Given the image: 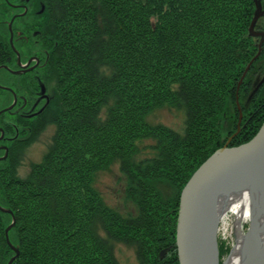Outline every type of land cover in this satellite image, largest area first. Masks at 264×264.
Listing matches in <instances>:
<instances>
[{
	"label": "trees",
	"instance_id": "16d2710c",
	"mask_svg": "<svg viewBox=\"0 0 264 264\" xmlns=\"http://www.w3.org/2000/svg\"><path fill=\"white\" fill-rule=\"evenodd\" d=\"M34 2L45 6L35 23L54 38L55 95L31 121L33 134L11 142L0 160V205L12 210L8 237L19 251L11 264H119V242L133 248L137 264H179L180 190L237 129V94L241 127L229 146L252 138L264 120L262 88L242 102L264 63V42L252 60L261 38L249 35L254 0ZM10 17L0 0V63L11 53ZM167 106L182 112L181 130L151 121ZM49 126L42 159L19 176L20 152ZM115 161L126 212L105 204L93 185ZM11 216L0 210V264L14 254L4 232Z\"/></svg>",
	"mask_w": 264,
	"mask_h": 264
},
{
	"label": "water",
	"instance_id": "95a60500",
	"mask_svg": "<svg viewBox=\"0 0 264 264\" xmlns=\"http://www.w3.org/2000/svg\"><path fill=\"white\" fill-rule=\"evenodd\" d=\"M254 4L255 10L249 25V35L261 36V39L258 42L259 49L252 60L260 53L264 40V31H257L254 26L257 19L264 14V9L261 8L259 0H254ZM14 16L7 22L10 36ZM10 44L16 50L12 43V36ZM252 60L245 66L241 78L246 74ZM263 81L264 73L252 90L251 96ZM235 102L239 113L237 129L223 146L215 149L212 154L206 157L180 190L175 224V246L179 264H223L225 259L222 261L220 259L217 234L220 200L228 192L247 187L254 188L264 182V120L252 138L234 146L228 145V142L241 127L242 110L237 98ZM4 157L6 154L2 158ZM260 204L259 210L262 214L264 201ZM0 210L12 215L11 223L4 230L6 243L14 252L6 262V264H11L19 256L18 248L9 241L8 237V230L15 223L14 215L12 210L3 208L1 205ZM260 217L257 215L254 220H250L246 228V232H248L246 243L249 248L239 264H264V238L259 237V230L262 227L259 221Z\"/></svg>",
	"mask_w": 264,
	"mask_h": 264
},
{
	"label": "flooded vegetation",
	"instance_id": "af4514ba",
	"mask_svg": "<svg viewBox=\"0 0 264 264\" xmlns=\"http://www.w3.org/2000/svg\"><path fill=\"white\" fill-rule=\"evenodd\" d=\"M6 2L11 17L15 15L11 36L16 50L10 44L7 25L10 17L4 22L11 53L0 63V111L4 110L0 113V160L7 158L11 142L25 140L33 134L36 128L31 121L46 112L55 95V78L49 67L54 38L43 34L35 23L37 16L43 14L44 3L37 4L34 0ZM4 154L6 157L2 158Z\"/></svg>",
	"mask_w": 264,
	"mask_h": 264
},
{
	"label": "rangeland",
	"instance_id": "374dc122",
	"mask_svg": "<svg viewBox=\"0 0 264 264\" xmlns=\"http://www.w3.org/2000/svg\"><path fill=\"white\" fill-rule=\"evenodd\" d=\"M259 1L260 4L262 5L261 8L264 9V0H259ZM257 21H259V25H261L262 27V25H264V14H262V16L257 19ZM254 26H257L256 23L254 24ZM262 29H264V26L261 29L255 28V30L257 31H264ZM263 73H264V63L263 66L261 67V70H259L253 75V79H252L253 82L251 85L250 92L242 100V102H244L245 107L250 104V100L254 97V95L251 96L252 90L262 78ZM259 88H262V90H264V81L255 90V93ZM236 98H237V102H239L238 94ZM149 117L151 121H153L154 123L161 122L166 126L172 127L177 131L182 129V123L184 120V116L179 109L177 110L173 107H168V106L158 109L154 114H151ZM226 124L227 123L224 122L223 127L225 128V130L228 131V129H230L231 126L229 127ZM53 129L54 127L50 126L46 131L40 133L37 139L29 143L25 148H23L22 151L20 150L21 152L19 154L20 155L19 164L17 165L18 166L17 174H19V176L23 177L27 175L31 167L30 165L32 163H38L42 159L44 152L47 150L50 144L51 136L54 133ZM147 154H148V150L139 152V156L141 157L146 156ZM95 174L96 175L94 177L93 185L98 190L99 194L102 195L105 204L112 206L113 208L120 210L121 212L128 211L131 205L124 202L123 189L125 183H124V176L120 172L119 162L115 161L114 163L109 165V167L105 168L104 170L97 171ZM163 192L165 194L166 190H163ZM232 219L233 218L231 214L228 213L225 219L219 223V230L217 231L218 243L222 244L224 248V251L220 256L221 261L228 256L229 251L234 245L233 243L235 241V233L233 231ZM247 226L248 223L245 224L244 228L246 229ZM113 249H114V256L116 260H118L119 264H137V260L135 259V253L133 248L131 247L129 248L125 246L123 243L119 242L114 244Z\"/></svg>",
	"mask_w": 264,
	"mask_h": 264
},
{
	"label": "bare ground",
	"instance_id": "6f19581e",
	"mask_svg": "<svg viewBox=\"0 0 264 264\" xmlns=\"http://www.w3.org/2000/svg\"><path fill=\"white\" fill-rule=\"evenodd\" d=\"M218 212V223L223 221L227 214H231L233 222V231L235 233V241L228 256L223 264H239L242 257L248 252L249 245L246 243L245 224L254 220L260 215V223L262 227L259 230V237L264 238V211L259 210L261 202L264 201V182L254 188H241L236 191L228 192L221 198ZM264 210V205H262Z\"/></svg>",
	"mask_w": 264,
	"mask_h": 264
},
{
	"label": "built area",
	"instance_id": "2783aa9c",
	"mask_svg": "<svg viewBox=\"0 0 264 264\" xmlns=\"http://www.w3.org/2000/svg\"><path fill=\"white\" fill-rule=\"evenodd\" d=\"M219 223H220V222H219ZM218 230H219V225H218ZM218 230H217V231H218Z\"/></svg>",
	"mask_w": 264,
	"mask_h": 264
}]
</instances>
